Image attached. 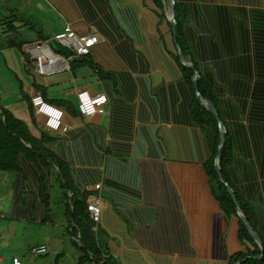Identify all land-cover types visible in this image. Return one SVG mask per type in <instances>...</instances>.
<instances>
[{
  "label": "trees",
  "instance_id": "obj_1",
  "mask_svg": "<svg viewBox=\"0 0 264 264\" xmlns=\"http://www.w3.org/2000/svg\"><path fill=\"white\" fill-rule=\"evenodd\" d=\"M148 1L160 23L159 37L161 25L169 31L173 52L166 53L180 77L160 91L146 95L143 101L150 109H161L159 119L175 128L161 132L153 127L141 128L133 139L130 128L133 107H130L129 120L122 102L130 99L125 91L121 92L120 82L114 78L117 74L97 70L90 54L73 57L58 45L54 52L70 59L72 68L85 65L98 71L101 80H111L107 86V104L115 118L125 120L126 125L120 136L126 146L122 154L134 147V153L143 159L141 175L145 199L156 205L157 220L164 229L173 231L177 225L182 226L180 235L184 240L178 250L185 253L187 247L191 248L185 241L191 238L193 229L197 232L195 246L199 253H223L229 264L246 257L241 264H264V254L256 259L261 249L238 217L236 206L215 170L214 159L221 143L217 120L200 104L193 84L196 71L199 94L211 101L226 130L219 157L221 175L233 190L239 209L259 235L264 248L257 212L247 199L256 185L251 183L250 187L246 183L257 179L258 173L264 178V8L248 6L257 0H173L174 40L166 14L169 0ZM144 2L146 4L147 0ZM77 4L89 21L103 14L106 16L107 0H77ZM117 30L120 31L118 26ZM177 47L193 69L181 64ZM130 64L131 71H143L144 63H140L139 68ZM131 74L122 73L126 78ZM130 84L128 93L132 92ZM66 111L73 117L80 116L77 107ZM137 119L143 122L145 118L138 115ZM51 140L45 132L36 138L23 121L0 106V171L21 175L20 197L31 192L27 190L29 181L22 165L36 166L40 173L39 198L47 209L50 197L45 180L48 172L54 173L60 186L72 193L71 199L68 194H64V199L71 204L66 214L67 230L80 250L76 264H115V258L101 249L97 230H94L96 224L87 212L88 192H75L68 166L44 147V143ZM158 247L167 250L169 244L162 242Z\"/></svg>",
  "mask_w": 264,
  "mask_h": 264
},
{
  "label": "crops",
  "instance_id": "obj_2",
  "mask_svg": "<svg viewBox=\"0 0 264 264\" xmlns=\"http://www.w3.org/2000/svg\"><path fill=\"white\" fill-rule=\"evenodd\" d=\"M248 6L264 8V0L248 3ZM150 7L145 6L143 0H107L106 16L103 14L89 21L77 0H0V106L20 120H27L22 121L28 128L34 127V133L29 130L36 138L42 132L49 134L52 140L44 143V147L68 166L75 192H88L87 199L100 198L101 213L94 228L101 249L115 258V264H229L223 253L204 255L197 252V232L193 229L190 231L191 238L185 241L191 248L187 247L184 253L178 250L184 240L181 236L182 226L177 225L171 231L159 225L156 205L145 199L141 175L143 159L134 153V147L129 153L122 154L126 146L120 136L123 134L122 128L126 126L125 120L115 118L108 104L102 114L91 117L79 114L71 118L67 131L57 133L43 128L40 117L34 115L30 105V97L35 93H40L45 101L64 110L67 108L62 102L68 99L74 102L73 107L76 108L77 93L81 90L91 94H108L107 86L111 80H101L98 71L90 70L85 65L72 68L70 64L69 71L47 76L36 73L34 58L25 48L49 41L62 31L64 24L69 23L78 35L98 36V43L92 48L90 56L97 70L104 74H117V78H114L120 82L121 92L125 91V96L130 99L122 102V105L129 120L130 107H133L131 135L146 127L156 128L160 132L175 128L168 121L159 119L161 109H150L149 104L143 101L146 95L148 97L160 91L180 77L172 60L166 59L163 64L153 66L148 53H145L148 52L145 48L149 46V34L148 26H144V23L149 14L154 15ZM164 26L159 27L163 39L157 32L163 48L165 45L168 47ZM164 53L169 58L166 51ZM130 63L138 68L140 63H144L143 71H131ZM165 64L169 65L167 70L176 71L175 76L166 77L162 72ZM129 71L131 76L126 78L122 75ZM88 76L93 81L88 82ZM128 84L132 87L131 93H128ZM59 101L60 104H56ZM138 115L145 118L143 122L137 119ZM22 168L29 181L27 190L31 192L28 193L27 204L19 205L17 200L23 188L22 177L18 173L8 172L12 178L11 217L16 220L35 219L39 224L54 223L67 229L66 214L71 206L68 199L72 196L70 190L61 187L55 174L48 172L45 182L50 203L47 209L39 198L40 173L37 167L24 164ZM246 183L250 187L251 183L256 185L255 190H251L246 197L254 205L258 215L257 225L264 236V178L258 173L257 179H250ZM98 184L100 188L95 189ZM64 194H68V201L62 199ZM162 242L169 244L167 250L158 247ZM41 246L47 252L45 243L35 245Z\"/></svg>",
  "mask_w": 264,
  "mask_h": 264
},
{
  "label": "rangeland",
  "instance_id": "obj_3",
  "mask_svg": "<svg viewBox=\"0 0 264 264\" xmlns=\"http://www.w3.org/2000/svg\"><path fill=\"white\" fill-rule=\"evenodd\" d=\"M145 5L152 7L148 0ZM166 10V14L169 17L170 7L167 6ZM153 23H155V26ZM159 25L158 19L153 14H149L146 17L144 26H148L147 35H149L147 38L149 39V46L145 48L148 49V52L145 51V53H148L149 60L153 66L163 64L166 59L171 60L170 58H166L164 52H173L168 34L169 31L166 26H164V30L166 31V38L168 40V47L165 45L167 50L160 46L157 37ZM160 39H163V37ZM164 66L165 69L162 72L164 71L167 78L175 76L176 71H171L170 68L167 70L168 64ZM87 81L91 82L93 80L88 76ZM64 105L66 108H73L74 102L68 99ZM22 120L24 122L27 121ZM29 129L33 133L35 132L34 127H29ZM11 180V175L8 172L0 171V264H12V258L14 257L18 258L20 264H74L77 262L80 250L74 245V238L70 236L66 227H60L54 223L49 224V222L39 224L35 219L25 218L24 220H16L11 217ZM27 196L28 194L26 193L21 194L18 198L19 205L25 206L27 204ZM64 198L65 196L62 197V199ZM56 201L60 203L59 199H56ZM40 243L46 244L47 252L41 255L32 254L31 250L35 248L36 244Z\"/></svg>",
  "mask_w": 264,
  "mask_h": 264
},
{
  "label": "built area",
  "instance_id": "obj_4",
  "mask_svg": "<svg viewBox=\"0 0 264 264\" xmlns=\"http://www.w3.org/2000/svg\"><path fill=\"white\" fill-rule=\"evenodd\" d=\"M2 26L0 24V34ZM55 45L71 52L73 57H84L91 53L92 48L98 43V36L95 34L78 35L69 23L64 24L62 31L56 33L51 39ZM25 51L34 58L35 71L39 76H47L55 73L69 71L70 59L57 54L51 48L49 41H43L36 45H29ZM76 107L83 117H91L104 113L108 98L105 93L91 94L87 90L77 93ZM30 105L35 116L40 117L41 125L49 132H65L69 128L71 116L66 110L55 106L44 100L40 93L30 97ZM100 186L95 185V189ZM89 217L97 223L101 213L100 198L92 197L86 202ZM95 230V228H94ZM34 255H41L46 252L45 247H35L31 250ZM12 264H20L18 258H12Z\"/></svg>",
  "mask_w": 264,
  "mask_h": 264
},
{
  "label": "water",
  "instance_id": "obj_5",
  "mask_svg": "<svg viewBox=\"0 0 264 264\" xmlns=\"http://www.w3.org/2000/svg\"><path fill=\"white\" fill-rule=\"evenodd\" d=\"M169 4H170V15L168 17V22H169V25H170V30H171L172 38L175 40V35H176V20H175V11H174V1L173 0H169ZM49 44L52 47V49H55L56 48V45L52 41H49ZM176 50H177V54L179 56V59H180L181 64L184 65V66H186V67H188V68L193 69L194 68L193 65L183 59L182 54H181V52H180V50H179L178 47L176 48ZM198 79H199V74L196 71H194L193 84H194V88H195V92H196L195 93L196 94V97H197L198 101L200 102V104L202 106H204L205 109L216 118L217 124H218V130H219V134H220V138H221V143L218 146L217 153H216V157L214 159L215 170H216V172L218 174V177H219L220 181L226 187V189H227V191H228L231 199L233 200V202H234V204L236 206L238 217L240 218V220L242 221V223L247 228V230H248L249 234L252 236L254 242L260 247L261 254L259 256H257L256 259H261L263 257V254H264L263 243H262L259 235L257 234V232L253 229V227L248 222L247 218L243 215V213L239 209L233 190L231 189V187L229 186V184L225 182V180L223 179V177L221 175V170H220V167H219V157H220L222 148L224 146L226 130H225V127L223 126V124L221 123V121L219 120L218 115H217L216 110H215V107L213 106V104L211 103V101L203 98L199 94L198 89H197ZM247 258L248 257H246L245 259H243V260H241L239 262H236L235 264H241Z\"/></svg>",
  "mask_w": 264,
  "mask_h": 264
},
{
  "label": "clouds",
  "instance_id": "obj_6",
  "mask_svg": "<svg viewBox=\"0 0 264 264\" xmlns=\"http://www.w3.org/2000/svg\"><path fill=\"white\" fill-rule=\"evenodd\" d=\"M50 41V40H49ZM52 48V47H51ZM54 50V49H53Z\"/></svg>",
  "mask_w": 264,
  "mask_h": 264
}]
</instances>
